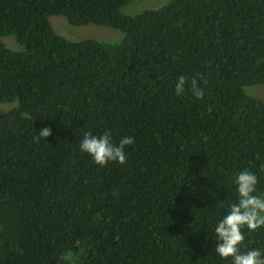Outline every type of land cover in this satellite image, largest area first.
I'll list each match as a JSON object with an SVG mask.
<instances>
[{
  "label": "trees",
  "instance_id": "trees-1",
  "mask_svg": "<svg viewBox=\"0 0 264 264\" xmlns=\"http://www.w3.org/2000/svg\"><path fill=\"white\" fill-rule=\"evenodd\" d=\"M130 1L0 0V103L16 102L0 113V264H230L212 229L234 174L264 193V101L246 91L264 83V0ZM54 15L122 37L70 40ZM105 130L134 137L125 163L79 150ZM244 244L264 249V227Z\"/></svg>",
  "mask_w": 264,
  "mask_h": 264
},
{
  "label": "clouds",
  "instance_id": "clouds-1",
  "mask_svg": "<svg viewBox=\"0 0 264 264\" xmlns=\"http://www.w3.org/2000/svg\"><path fill=\"white\" fill-rule=\"evenodd\" d=\"M184 75L177 77L174 91L177 96L184 93L186 87ZM192 93L199 99L203 90L192 82ZM51 129L44 127L35 139L47 138ZM134 143L133 136H124L119 143H113L112 134L105 130L100 135L85 132L79 143V150L91 157L94 163L103 167L109 162L120 164L126 161L125 148ZM235 186L236 200L227 205L226 214L215 223L212 231L215 238V254L230 264H264V249L248 248L245 244V230L254 232L264 227V193L257 190L258 178L248 169L238 171L232 180Z\"/></svg>",
  "mask_w": 264,
  "mask_h": 264
},
{
  "label": "rangeland",
  "instance_id": "rangeland-1",
  "mask_svg": "<svg viewBox=\"0 0 264 264\" xmlns=\"http://www.w3.org/2000/svg\"><path fill=\"white\" fill-rule=\"evenodd\" d=\"M169 0H132L122 7L124 14L133 15L148 8L160 7ZM55 30L70 40H80L83 38L94 37L106 41H118L115 38L122 37V33L107 25L87 24L82 26H74L70 24L67 18L63 15H54L50 18ZM12 36L3 38L7 46L10 48H18ZM119 38V39H120ZM246 91L264 101V83L253 84L246 87ZM16 102L0 103V113L12 108Z\"/></svg>",
  "mask_w": 264,
  "mask_h": 264
}]
</instances>
